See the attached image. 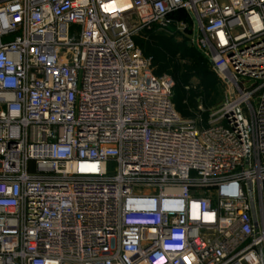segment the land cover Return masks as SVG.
<instances>
[{"label": "built area", "instance_id": "built-area-1", "mask_svg": "<svg viewBox=\"0 0 264 264\" xmlns=\"http://www.w3.org/2000/svg\"><path fill=\"white\" fill-rule=\"evenodd\" d=\"M114 1L0 0V264H264V0ZM180 12L205 124L135 43Z\"/></svg>", "mask_w": 264, "mask_h": 264}, {"label": "rangeland", "instance_id": "rangeland-1", "mask_svg": "<svg viewBox=\"0 0 264 264\" xmlns=\"http://www.w3.org/2000/svg\"><path fill=\"white\" fill-rule=\"evenodd\" d=\"M172 19L174 22L164 28L155 25L151 29H138L135 43L145 56L154 57L152 70L155 75L173 78V100L178 114L183 119L205 124L210 114L221 107L230 95V84L210 63L194 54L189 31L192 21L189 16L180 12L173 15ZM176 21L187 25L188 29L182 30ZM183 45L189 50H186L189 56H184L182 50L174 54L173 49H182Z\"/></svg>", "mask_w": 264, "mask_h": 264}, {"label": "trees", "instance_id": "trees-1", "mask_svg": "<svg viewBox=\"0 0 264 264\" xmlns=\"http://www.w3.org/2000/svg\"><path fill=\"white\" fill-rule=\"evenodd\" d=\"M183 47L184 48H180V47H177V48H175V49H173V52H174V54H176V53H178V52H181V50L185 53L184 54V56H189L187 53H186V50L189 52V50L186 48V45H183ZM195 49V48H194ZM191 50V49H190ZM173 54V55H174ZM195 55H197V56H199L200 58H202V59H204L203 57H202V55L195 49V53H194ZM192 56V55H191ZM151 59H152V65L154 66V64H155V59H154V57H150ZM205 60V59H204ZM206 61V60H205ZM207 63H209L208 61H206ZM192 65H195V64H192Z\"/></svg>", "mask_w": 264, "mask_h": 264}, {"label": "bare ground", "instance_id": "bare-ground-1", "mask_svg": "<svg viewBox=\"0 0 264 264\" xmlns=\"http://www.w3.org/2000/svg\"><path fill=\"white\" fill-rule=\"evenodd\" d=\"M113 4L115 6L125 7L126 9H128L127 7H129V3L127 2V0H115Z\"/></svg>", "mask_w": 264, "mask_h": 264}]
</instances>
